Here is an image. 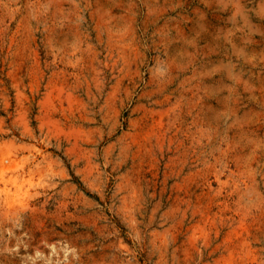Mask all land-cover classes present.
<instances>
[{"label":"rangeland","instance_id":"374dc122","mask_svg":"<svg viewBox=\"0 0 264 264\" xmlns=\"http://www.w3.org/2000/svg\"><path fill=\"white\" fill-rule=\"evenodd\" d=\"M0 264H264V0H0Z\"/></svg>","mask_w":264,"mask_h":264}]
</instances>
